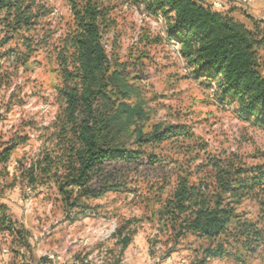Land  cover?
I'll use <instances>...</instances> for the list:
<instances>
[{
	"label": "trees",
	"instance_id": "1",
	"mask_svg": "<svg viewBox=\"0 0 264 264\" xmlns=\"http://www.w3.org/2000/svg\"><path fill=\"white\" fill-rule=\"evenodd\" d=\"M64 1L69 18L56 25L45 0H0V92L32 73L44 55L57 78L58 105L39 154L24 156L13 172L12 157L30 138L0 139V184L10 178L11 187L47 189L71 222L96 215L94 201L128 193L155 223L164 260L184 246L193 253L191 264H264V163L214 153L183 124L159 121L145 131L152 109L142 73L153 47L167 44L173 52L178 45L195 79L215 87L241 120L264 129V20H240L203 0H133L160 29H142L123 57L117 0ZM247 201L258 204L256 218L242 211ZM130 224L115 236L120 254L133 241L135 232L125 234ZM0 236L30 251L29 232L1 204ZM35 264L54 262L43 257Z\"/></svg>",
	"mask_w": 264,
	"mask_h": 264
},
{
	"label": "rangeland",
	"instance_id": "2",
	"mask_svg": "<svg viewBox=\"0 0 264 264\" xmlns=\"http://www.w3.org/2000/svg\"><path fill=\"white\" fill-rule=\"evenodd\" d=\"M52 9L53 23L69 18V8L64 0H45ZM114 16L118 27V44L124 57L138 41L142 29L151 27L158 33L160 26L152 18L142 14L143 7L133 0H117ZM114 34L106 38L108 50ZM152 61H145L142 73L145 96L152 109L145 131L159 121L183 124L202 138L212 152L237 154L248 165L264 163V129L241 120L233 106L222 104L205 79L197 80L181 58L175 56L167 44L151 49ZM42 64L32 73L14 80L13 87L0 92V139L5 142L13 136L29 137L13 155L11 172L24 156L35 158L41 150L44 128L54 120L58 111L54 86L56 75L44 55ZM20 86L21 90H17ZM15 87H17L15 89ZM14 98H11L12 94ZM33 124V127H29ZM11 179L0 184V204L7 207V214L29 232L30 251L13 245L9 237L0 236V256L8 249L10 257L5 264H35L43 257L54 264H191L193 253L184 246L169 260H164L165 249L157 239L155 223L147 221L143 207L132 201V195L109 194L93 202L98 206L96 215L67 221L61 205L45 188L33 191L24 183L11 187ZM242 211L251 218L259 214V206L247 201ZM125 234L135 232L131 245L123 254L117 244L118 231L126 226ZM22 254H21V252ZM207 264H237L233 259H212ZM248 264H261L250 261Z\"/></svg>",
	"mask_w": 264,
	"mask_h": 264
},
{
	"label": "crops",
	"instance_id": "3",
	"mask_svg": "<svg viewBox=\"0 0 264 264\" xmlns=\"http://www.w3.org/2000/svg\"><path fill=\"white\" fill-rule=\"evenodd\" d=\"M207 5L212 4L215 0H203ZM224 2L225 8L223 11L233 10V15L240 19L244 20L245 16H251L256 20H264V0H254L250 4L243 3V0H221ZM3 253V250H2ZM10 253L5 255L3 253L0 256V264H3L5 260H8Z\"/></svg>",
	"mask_w": 264,
	"mask_h": 264
},
{
	"label": "built area",
	"instance_id": "4",
	"mask_svg": "<svg viewBox=\"0 0 264 264\" xmlns=\"http://www.w3.org/2000/svg\"><path fill=\"white\" fill-rule=\"evenodd\" d=\"M253 1H254V0H243V3H245V4H250V3H252ZM211 7H212L213 9H215V10H220V11H222V10H224L225 5H224V2H223V1H221V0H215V1L212 2ZM172 49H173V52L176 54V56H177L178 58H181L180 53H179L178 45H174V46H172ZM3 253H4L5 255H8V254L10 253V251H9L8 249H4V250H3ZM49 259H54V257L51 256V257H49ZM3 264H5V263H3Z\"/></svg>",
	"mask_w": 264,
	"mask_h": 264
}]
</instances>
